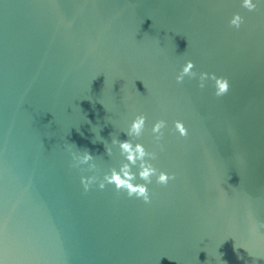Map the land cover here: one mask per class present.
I'll return each mask as SVG.
<instances>
[{
	"label": "water",
	"instance_id": "1",
	"mask_svg": "<svg viewBox=\"0 0 264 264\" xmlns=\"http://www.w3.org/2000/svg\"><path fill=\"white\" fill-rule=\"evenodd\" d=\"M242 3L0 0V264H264V0ZM137 115L132 142L175 176L147 204L99 189ZM83 150L95 171L73 166Z\"/></svg>",
	"mask_w": 264,
	"mask_h": 264
},
{
	"label": "clouds",
	"instance_id": "2",
	"mask_svg": "<svg viewBox=\"0 0 264 264\" xmlns=\"http://www.w3.org/2000/svg\"><path fill=\"white\" fill-rule=\"evenodd\" d=\"M243 8L247 9L249 12L256 10V4L253 0H243L241 5ZM243 19L239 14L234 15L230 21V26L239 29ZM194 64L191 61H187L182 68V71L176 76V82L178 84L183 83L185 77L195 78L196 73L193 72ZM211 79L214 81L215 96L220 98L228 94L229 92V82L226 78H217L214 74L209 76L207 73H201L199 76L201 89L204 88V81ZM146 117L144 115H137L135 119L131 122L127 132L125 133L128 137L127 140L120 141L119 139H112L111 144L113 147H118L120 156L126 161L122 163L119 170L112 168L110 174H105L103 180L99 182V189L103 190L106 185H114L117 192L125 191L129 198L135 197L137 199H142L144 203H150L149 191L147 185L152 183V177H156V183L162 186H167L170 180H174L175 176H170L165 172L158 171L149 161L157 159L156 153L146 151L145 147L140 143H133L141 137L145 131ZM167 127V122L165 120H158L151 129L152 135L154 136L155 142L157 144L163 138V129ZM174 129L179 133L180 137H187L188 130L184 124L180 121L174 123ZM161 150H163L161 148ZM106 154L112 156V148H106ZM74 167H79L80 165H88L89 171H95L96 165L90 163L93 161L94 157L90 154L88 150H83L81 152L73 153L72 156ZM133 167H138V177L140 180L144 181L143 184H136L134 181L137 179V173L132 172ZM96 176L91 177H81V184L87 192L90 187L97 182ZM260 227H264L261 224ZM264 259V258H258Z\"/></svg>",
	"mask_w": 264,
	"mask_h": 264
}]
</instances>
